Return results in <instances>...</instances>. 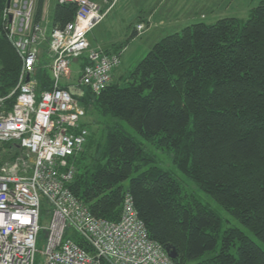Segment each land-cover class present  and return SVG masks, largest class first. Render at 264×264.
Returning a JSON list of instances; mask_svg holds the SVG:
<instances>
[{
  "label": "trees",
  "instance_id": "obj_1",
  "mask_svg": "<svg viewBox=\"0 0 264 264\" xmlns=\"http://www.w3.org/2000/svg\"><path fill=\"white\" fill-rule=\"evenodd\" d=\"M7 3L0 0L1 98L16 87L21 69L1 23ZM43 3L38 0V15ZM54 5L50 27L73 20L75 4ZM45 58L36 66L38 93L52 87ZM79 61L83 66L85 56ZM129 75L126 85L111 82L99 95L83 88L78 99L86 115L92 106L101 117L125 122L167 151L177 170L248 234L226 228L215 251L221 218L183 193L169 172L150 165L142 146L118 123L106 125L103 144L96 145L99 159L85 165L95 138L83 119L89 134L75 158L71 192L95 217L113 222L129 193L149 238L176 250L173 264H264V0L245 20L195 23L163 37ZM15 96L4 99L7 107ZM207 252L212 255L202 258Z\"/></svg>",
  "mask_w": 264,
  "mask_h": 264
},
{
  "label": "built area",
  "instance_id": "obj_2",
  "mask_svg": "<svg viewBox=\"0 0 264 264\" xmlns=\"http://www.w3.org/2000/svg\"><path fill=\"white\" fill-rule=\"evenodd\" d=\"M58 2L76 6L73 20L63 26L36 23L34 0H9L2 11L3 30L21 59V69L16 87L0 97V144L12 153L0 167V264H35L41 231L39 264H173L164 247L149 238L129 193L119 220L113 222L95 217L69 188L75 158L89 134L78 98L83 88L95 95L105 90L121 58L120 52L108 53L88 42L87 34L105 17L100 4ZM143 27L137 24L136 30ZM44 43L52 87L38 93L35 73ZM82 56L86 63L73 94L71 64ZM14 94L7 107L4 99ZM44 212L49 216L46 227L41 224Z\"/></svg>",
  "mask_w": 264,
  "mask_h": 264
},
{
  "label": "crops",
  "instance_id": "obj_3",
  "mask_svg": "<svg viewBox=\"0 0 264 264\" xmlns=\"http://www.w3.org/2000/svg\"><path fill=\"white\" fill-rule=\"evenodd\" d=\"M93 1L101 4L103 9L109 8L111 4L104 19L87 34V39L90 46H99L108 53L120 52L121 64L113 71V83L128 75L163 37L195 23L211 24L221 18L236 17L222 15L223 0ZM53 3L55 4V0H45V6L51 9ZM208 8L213 9L209 14ZM139 22L146 26L140 34L136 32V24ZM73 66L75 69H71L70 89L76 91L82 66L80 61H73L71 67Z\"/></svg>",
  "mask_w": 264,
  "mask_h": 264
},
{
  "label": "rangeland",
  "instance_id": "obj_4",
  "mask_svg": "<svg viewBox=\"0 0 264 264\" xmlns=\"http://www.w3.org/2000/svg\"><path fill=\"white\" fill-rule=\"evenodd\" d=\"M58 2V0H55V2ZM208 1H213V0H208ZM260 0H223L222 1V15L225 16H236L238 18H242L245 20L247 17V14H249L248 9L250 7L255 6L259 3ZM35 2V12H34V21L36 23H46L50 25L52 21V15L54 12V3H53V8L51 9L50 7L45 6V0L43 3L42 11L41 14H37V5H38V0H34ZM209 3V2H208ZM99 4V3H98ZM101 5V4H100ZM237 5L239 7H237ZM102 6V5H101ZM111 4L109 5L110 8ZM49 8V9H48ZM103 9L105 11V16L109 10ZM237 8V9H236ZM239 8V9H238ZM3 11V10H2ZM210 11H213V9L208 8V14ZM51 12V14H50ZM50 14V16H49ZM38 15V16H37ZM1 23L3 27V18L1 16ZM137 24H142L144 27L141 30H136L140 34L144 29H146V26L143 22H139ZM136 24V25H137ZM45 44L44 43L41 47L40 50V56L39 60H42L46 63V58H49L48 50L45 49ZM47 67V65H46ZM44 66V70L46 68ZM71 69H75L74 66L71 67ZM73 71V70H72ZM129 74L126 76H123L118 80H115V83L119 85H126L130 80ZM113 82V78H112ZM90 125V129L93 131V137L95 138V144L89 151L90 154L87 155L88 158L85 160L84 164L85 165H92L93 160H98L100 151L96 147L97 144H100V146L103 144V130L106 127V125L109 124H119V126L129 135L131 136L136 142H138L144 152L151 158V161L149 162L150 165H156L160 167L161 169L169 172L171 176H173L180 184L183 190V193L188 194V195H193L197 199H199L203 204L207 205L210 207L217 215L221 218V226H220V233H219V239H218V246L215 251L219 250L220 247V242H221V237L223 234V231L228 228V227H236L244 232H247V230L241 225V223L232 215H230L227 211H225L220 205H218L210 196H208L206 193L202 192L199 190L193 183H191L182 173H180L176 166L173 164L172 161V156L171 154L167 153L165 150L157 149L154 145H152L148 140H146L141 134L137 133L133 128H131L129 125H127L125 122L120 121V120H114V119H105L104 117H101L92 106H88V113L84 118ZM9 146L5 144H0V167L7 161L10 160V156L12 155L11 152H9ZM146 167H142V169H145ZM49 223V216L46 212H44L41 215V224L43 227L48 226ZM250 236L254 239V237L250 234ZM37 253H36V259H35V264H39L42 261V257L40 254V251H43L44 249V236L41 231V235L38 239L37 242ZM210 255H212V252H207L202 258H207Z\"/></svg>",
  "mask_w": 264,
  "mask_h": 264
},
{
  "label": "water",
  "instance_id": "obj_5",
  "mask_svg": "<svg viewBox=\"0 0 264 264\" xmlns=\"http://www.w3.org/2000/svg\"><path fill=\"white\" fill-rule=\"evenodd\" d=\"M9 1V0H8ZM28 79V77L26 78V80ZM70 90V92L71 93H73V94H75V93H77V90L76 91H73V90H71V89H69ZM165 251L167 252V254L169 255V257L171 258V259H175L177 256H178V254H177V252H176V250L174 249V248H170V247H166L165 248Z\"/></svg>",
  "mask_w": 264,
  "mask_h": 264
}]
</instances>
